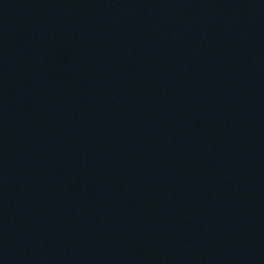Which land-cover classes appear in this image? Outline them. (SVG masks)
I'll list each match as a JSON object with an SVG mask.
<instances>
[{"label": "water", "instance_id": "1", "mask_svg": "<svg viewBox=\"0 0 264 264\" xmlns=\"http://www.w3.org/2000/svg\"><path fill=\"white\" fill-rule=\"evenodd\" d=\"M0 264H264V0H0Z\"/></svg>", "mask_w": 264, "mask_h": 264}]
</instances>
